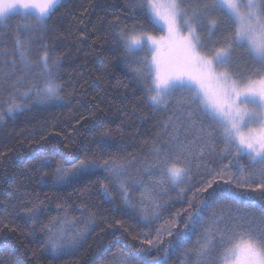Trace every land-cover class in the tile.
Returning a JSON list of instances; mask_svg holds the SVG:
<instances>
[{"label":"trees","instance_id":"obj_1","mask_svg":"<svg viewBox=\"0 0 264 264\" xmlns=\"http://www.w3.org/2000/svg\"><path fill=\"white\" fill-rule=\"evenodd\" d=\"M136 3L137 0H62L46 28L30 33L23 26L35 22L25 20L23 13L16 12L0 23V46L11 49L15 37L30 38L33 55L47 44L50 55L60 58L58 77L63 97L46 103L28 101L23 112L0 123V264H122L121 253H140L151 260L161 253H145L147 245L142 244L144 238L139 234L150 232L149 238H154L157 227L167 228L173 220L179 227L172 237H164L161 247L171 241L178 250L170 257V264H186L177 244V238L184 239L188 232L185 223L191 228L184 209L192 213V221L198 225L185 241L186 248L195 249L213 213L242 216L264 206V196L259 192L218 180L209 189L214 196L202 193L200 203L193 201L192 208L188 207L196 189L210 178L207 169L218 170L232 159L222 153L218 135L212 155L205 149V156L198 159L193 149V154L187 156L189 163L178 164L191 168L190 179L178 186L165 178V190L161 191L157 175L141 172L138 182L129 185L132 207L124 203L112 174L102 167L90 175L70 173L64 181L54 183V166H50L44 169L48 173L44 178L46 186L39 182L37 167L42 156L63 161L69 169L85 155L98 164L112 158L131 160L134 167L129 168V174L136 176L141 162L152 158L153 146L170 138L162 125L174 111L172 104L167 112L153 109L146 99L144 83L127 66L139 57L130 58L115 36L117 24L128 28L143 25L153 34H160L152 29ZM9 93L19 102L18 94L5 85L0 87V104L8 103ZM179 136L181 140L185 136L194 138L191 131L185 133L182 129ZM239 165L245 174L252 167L246 157L240 158ZM231 170L237 173L235 161ZM139 181L150 185L149 191L158 194L162 204L159 218L147 227L140 211L145 189ZM101 184L107 185L111 199L105 197ZM221 192L228 196L226 203H220ZM143 201L148 203L146 195ZM34 205L39 207V219L44 224L67 216V223L61 221L67 235L87 226L84 238L53 258L45 248L46 233L40 229L33 233L32 225L25 222L24 207ZM189 260L195 264L194 255Z\"/></svg>","mask_w":264,"mask_h":264},{"label":"snow or ice","instance_id":"obj_2","mask_svg":"<svg viewBox=\"0 0 264 264\" xmlns=\"http://www.w3.org/2000/svg\"><path fill=\"white\" fill-rule=\"evenodd\" d=\"M61 6L62 0H0V23L21 11L25 20L35 22L25 24V32L43 30ZM136 7L160 34H153L143 25L128 28L117 24L115 36L130 58L139 57L127 66L144 83L146 99L153 109L167 112L172 104L174 111L162 125L170 138L153 146L152 158L141 162L136 176L129 174V168L134 167L131 160L112 158L98 164L85 155L69 169L63 161L42 156L37 167L39 182L46 186L44 178L48 173L44 169L50 166H54V183L64 181L70 173L90 175L102 167L112 174L124 203L132 207L129 185L138 182L141 172L157 175L161 191L165 190V178L178 186L191 175L190 167L178 164L183 161L187 165V156L193 154V149L198 159L205 156V149L212 155L213 141L218 135L222 153L232 159L218 170L207 169L210 178L196 189L188 207L192 208L193 201L199 204L202 193L214 196L215 192L209 189L218 180L264 196V0H137ZM41 48L33 55L31 39L22 40L19 36L14 38L11 49L0 46V87L7 85L19 97L18 102L9 93L8 103L0 104V123L23 112L28 101L46 103L63 99L58 77L60 58L50 55L47 44ZM168 128L173 131L168 133ZM181 129L185 133L191 131L194 138L189 140L185 136L181 140ZM242 157L248 158L252 165L246 174L239 165ZM233 161L237 173L231 170ZM139 182L145 189L140 211L147 227L159 218L162 204L158 194L149 191L150 185ZM101 189L111 199L107 185L101 184ZM145 195L147 204L143 201ZM220 196V203H226L227 194L221 192ZM251 207L255 209L256 205ZM183 211L187 212L191 228L185 223L188 232L184 239L177 238V244L186 264H192L191 255L195 256V264H264V206L258 212L242 216L213 213L211 223L203 226L195 249L186 248L185 241L198 225L192 221L188 209ZM24 214L33 233L37 229L46 233L45 248L53 258L74 248L87 232L86 226L74 235H67L61 226V221L68 222L67 216L44 224L36 205L24 207ZM177 227L175 220L167 228L157 227L154 238H149L150 232H141L142 244L147 245L143 251L151 254L156 250L161 255L149 260L140 253H121L122 264H170V257L178 249L171 241L165 247L161 245L164 237H172Z\"/></svg>","mask_w":264,"mask_h":264},{"label":"rangeland","instance_id":"obj_3","mask_svg":"<svg viewBox=\"0 0 264 264\" xmlns=\"http://www.w3.org/2000/svg\"><path fill=\"white\" fill-rule=\"evenodd\" d=\"M17 12H20V13H22L21 11H17Z\"/></svg>","mask_w":264,"mask_h":264}]
</instances>
